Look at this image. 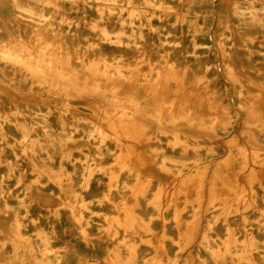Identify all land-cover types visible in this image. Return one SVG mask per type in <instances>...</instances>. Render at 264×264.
Returning a JSON list of instances; mask_svg holds the SVG:
<instances>
[{
	"label": "bare ground",
	"instance_id": "bare-ground-1",
	"mask_svg": "<svg viewBox=\"0 0 264 264\" xmlns=\"http://www.w3.org/2000/svg\"><path fill=\"white\" fill-rule=\"evenodd\" d=\"M0 1V264H264V0Z\"/></svg>",
	"mask_w": 264,
	"mask_h": 264
},
{
	"label": "rangeland",
	"instance_id": "rangeland-1",
	"mask_svg": "<svg viewBox=\"0 0 264 264\" xmlns=\"http://www.w3.org/2000/svg\"><path fill=\"white\" fill-rule=\"evenodd\" d=\"M7 4L5 1H0V16L2 19L7 17ZM0 56H3L4 53V48H3V44L0 43Z\"/></svg>",
	"mask_w": 264,
	"mask_h": 264
}]
</instances>
